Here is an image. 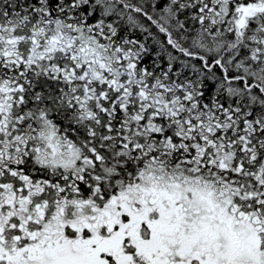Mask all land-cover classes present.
<instances>
[{"label":"snow or ice","instance_id":"1","mask_svg":"<svg viewBox=\"0 0 264 264\" xmlns=\"http://www.w3.org/2000/svg\"><path fill=\"white\" fill-rule=\"evenodd\" d=\"M0 264H264V0H0Z\"/></svg>","mask_w":264,"mask_h":264}]
</instances>
